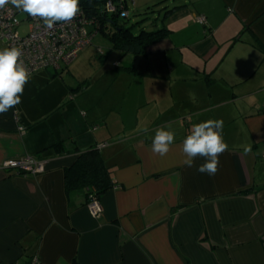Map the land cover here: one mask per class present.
Here are the masks:
<instances>
[{"label": "crops", "instance_id": "1", "mask_svg": "<svg viewBox=\"0 0 264 264\" xmlns=\"http://www.w3.org/2000/svg\"><path fill=\"white\" fill-rule=\"evenodd\" d=\"M165 1V38L196 56L180 49L194 75L186 79L205 80L209 92L197 86L171 105L96 103L94 84L71 66L31 75L21 103L0 114V264H264V0ZM207 120L223 121L215 175L197 171L202 157L187 167L182 151ZM160 128L175 132L164 156L151 150ZM94 148L114 182L99 217L86 188L66 185V171ZM28 155L46 170L3 166Z\"/></svg>", "mask_w": 264, "mask_h": 264}, {"label": "rangeland", "instance_id": "2", "mask_svg": "<svg viewBox=\"0 0 264 264\" xmlns=\"http://www.w3.org/2000/svg\"><path fill=\"white\" fill-rule=\"evenodd\" d=\"M158 1L136 0L133 3L128 0L130 15L120 22L126 27H132L136 33L142 28L149 31L161 28L164 25L165 10ZM165 2L175 4L174 0ZM20 17L25 18V13H20ZM26 29L24 26L21 30L25 32ZM98 46L103 53L96 46L88 47L69 65L77 72L81 81L86 79L94 84L88 97L95 93L96 103L101 99H109L108 102L122 105L134 98L147 97L159 98L160 102L171 105L175 100L179 104L181 97H184L181 102H188L187 99L193 98L191 93L197 86L202 91L209 92L205 80L197 83L193 79H186L194 75H189L191 73L182 60L180 49H183L190 61L196 60V56L184 47H176L171 38H164L153 44L148 56L132 52L124 55L105 36L100 37ZM152 106L155 107V104ZM132 110L129 111L133 114Z\"/></svg>", "mask_w": 264, "mask_h": 264}, {"label": "built area", "instance_id": "3", "mask_svg": "<svg viewBox=\"0 0 264 264\" xmlns=\"http://www.w3.org/2000/svg\"><path fill=\"white\" fill-rule=\"evenodd\" d=\"M128 3V0H124ZM135 3V0H129ZM106 10H116L114 0H106ZM69 22H57L53 28L48 29L38 17H31L25 13V18L20 17L22 10L11 5L0 9V49L19 47L22 50L20 57L24 67L30 76L48 68L61 69L69 66L80 52L92 45L94 37L99 33V24L96 19L87 16L83 8ZM128 5L122 12L123 16H129ZM198 20L206 23L204 16ZM26 26L25 32L22 28ZM103 53L101 47L98 48ZM21 132L26 128L21 127ZM46 160L34 156H24L19 159H9L3 166L14 168L25 174L37 175L46 170ZM90 213L94 217L102 214V205L96 196H91L88 202ZM31 264H43L40 256H34Z\"/></svg>", "mask_w": 264, "mask_h": 264}, {"label": "clouds", "instance_id": "4", "mask_svg": "<svg viewBox=\"0 0 264 264\" xmlns=\"http://www.w3.org/2000/svg\"><path fill=\"white\" fill-rule=\"evenodd\" d=\"M79 3L80 0H0V9L11 5L31 17L40 18L44 27L51 29L57 22L71 21L80 11ZM21 54L19 47L0 49V114L21 103L25 85L31 79L20 60ZM222 129V120H207L193 125L190 134L183 140L184 164L193 167L196 158L202 157L205 162L198 166L197 171L215 175L220 154L226 149ZM174 142V131L157 129L151 150L164 156Z\"/></svg>", "mask_w": 264, "mask_h": 264}, {"label": "trees", "instance_id": "5", "mask_svg": "<svg viewBox=\"0 0 264 264\" xmlns=\"http://www.w3.org/2000/svg\"><path fill=\"white\" fill-rule=\"evenodd\" d=\"M105 4L106 0H80L79 3L88 17L97 20L99 33L104 34L115 44V48L125 53L131 51L136 54H148L153 44L164 39L170 33L165 25L151 31L142 28L136 33L132 27H126L120 22V20L129 17L122 15L128 3L124 0H114L116 10L112 12L106 10ZM165 9L167 13L172 11ZM65 67L69 66H63L61 69H48L59 71ZM55 149L57 152L64 150L61 143L57 144ZM66 185L68 188H86L89 201L91 196H96L99 199L102 193L114 185L111 171L97 148L82 153L76 163L66 171Z\"/></svg>", "mask_w": 264, "mask_h": 264}]
</instances>
